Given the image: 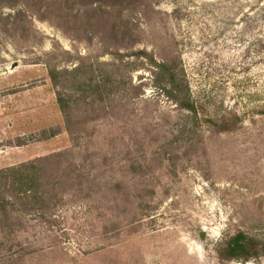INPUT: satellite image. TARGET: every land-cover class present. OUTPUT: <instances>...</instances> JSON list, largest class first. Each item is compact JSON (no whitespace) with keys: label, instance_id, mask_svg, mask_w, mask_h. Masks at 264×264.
<instances>
[{"label":"rangeland","instance_id":"374dc122","mask_svg":"<svg viewBox=\"0 0 264 264\" xmlns=\"http://www.w3.org/2000/svg\"><path fill=\"white\" fill-rule=\"evenodd\" d=\"M85 61L131 87L73 107L94 119L70 134L49 70ZM62 151L46 208L1 222L0 264H264V0H0V169ZM238 232L247 258L220 251Z\"/></svg>","mask_w":264,"mask_h":264},{"label":"trees","instance_id":"16d2710c","mask_svg":"<svg viewBox=\"0 0 264 264\" xmlns=\"http://www.w3.org/2000/svg\"><path fill=\"white\" fill-rule=\"evenodd\" d=\"M150 62L158 68L159 73L162 75L161 89L164 94L173 100L179 109L187 112L189 128L191 130L196 129L203 119L199 116L201 105L191 97L187 85L183 83L181 77L170 65L156 62L152 58H150ZM99 63L101 67L99 76H92L94 64L88 61L75 64L71 69L59 71L56 68H51L49 70L51 81L56 87L58 84L68 86L66 87L68 89L56 90V103L64 116V127L70 134L73 133L74 128H80L84 123L94 119V117L89 116L85 119H74L71 116L73 107L75 108L81 102V104L87 106L92 105L91 111L94 112L95 107L98 105L96 103H104L105 96L117 91L120 84H122L121 86L126 84L129 88L131 87L130 82L127 83L124 79L117 78L113 74L114 71L110 70L113 65L108 62ZM99 106L104 108L107 105ZM67 152H55L37 160L0 169V225L3 220L12 224L15 218L12 214L16 211L18 205L19 207L24 205L28 209L30 207L46 208L47 201L57 195L60 188L58 185L62 183L63 177L59 175L54 178L55 175L52 174L44 175L45 165L43 161L54 160L53 163L57 164ZM70 167L69 164L64 169L67 177L76 180L84 175V173H80L78 167L74 169ZM249 242L247 236L242 232H238L222 243L221 246L223 247L220 248V251H223L227 257L240 258L245 256L247 258Z\"/></svg>","mask_w":264,"mask_h":264},{"label":"clouds","instance_id":"9594fccd","mask_svg":"<svg viewBox=\"0 0 264 264\" xmlns=\"http://www.w3.org/2000/svg\"><path fill=\"white\" fill-rule=\"evenodd\" d=\"M200 248H201V251H203V243L202 242L200 243ZM195 250H196V245L193 244L192 245V251L189 254L190 255H195Z\"/></svg>","mask_w":264,"mask_h":264}]
</instances>
